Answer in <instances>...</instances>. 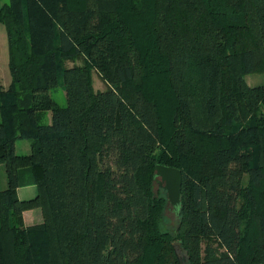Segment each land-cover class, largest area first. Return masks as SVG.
I'll return each instance as SVG.
<instances>
[{
    "label": "trees",
    "instance_id": "16d2710c",
    "mask_svg": "<svg viewBox=\"0 0 264 264\" xmlns=\"http://www.w3.org/2000/svg\"><path fill=\"white\" fill-rule=\"evenodd\" d=\"M0 24V264H264V84L243 79L264 0H0ZM158 163L182 175L174 229Z\"/></svg>",
    "mask_w": 264,
    "mask_h": 264
},
{
    "label": "rangeland",
    "instance_id": "374dc122",
    "mask_svg": "<svg viewBox=\"0 0 264 264\" xmlns=\"http://www.w3.org/2000/svg\"><path fill=\"white\" fill-rule=\"evenodd\" d=\"M74 62L72 61H68L67 65H72ZM76 63H80V60L78 59L76 61ZM243 79H244V83L249 87V88H254V87H261L264 84V74L261 71H253L250 73H246L243 75ZM199 78H194L193 81V86L194 89L199 87V83H198ZM11 81V76H10V72H9V68H8V44H7V38H6V32H5V28L2 24H0V83L2 85H7L9 84ZM91 81L93 84V87L95 89H104L105 87H107L109 84V82L96 70V69H92L91 71ZM260 91V89H259ZM198 94L194 95V102H197L196 109L199 110V102L201 100L200 96V91L197 92ZM50 94L51 96L60 104V105H65L66 103V99H65V93L62 89L61 86H58L56 88H53L50 90ZM258 106L259 108L264 111V99L261 98L258 101ZM25 146H29V141L28 140H17L16 141V150L18 154H24V153H28V150H24L23 148ZM25 172V173H24ZM23 175H22V184L19 186L23 189L21 190H27L26 188L29 185H33L31 183H24L25 181L27 182H31V177L29 178V172L24 171ZM25 174V175H24ZM6 177H5V172H4V165H0V186L3 188L6 185ZM159 178H156V181L154 183V188L155 190H157L159 187H161L158 183ZM36 190V187H33ZM30 195V194H29ZM18 196V193H17ZM27 195H21V198L18 197L21 200H29L34 198L33 197H27ZM26 197V198H23ZM38 211H34V209H38ZM30 210V211H29ZM25 212V213H24ZM164 225L167 226L170 229H174L177 225H178V219L175 216V213L173 212V209L170 205H168V207H166L164 213ZM25 216V217H24ZM26 222H25V221ZM40 221V222H38ZM22 222L24 225H34V224H38L43 222V213L40 207H31V208H25L22 210ZM32 222V223H31ZM175 249L176 252L179 254V256H183V252L180 250V246L175 243Z\"/></svg>",
    "mask_w": 264,
    "mask_h": 264
},
{
    "label": "water",
    "instance_id": "95a60500",
    "mask_svg": "<svg viewBox=\"0 0 264 264\" xmlns=\"http://www.w3.org/2000/svg\"><path fill=\"white\" fill-rule=\"evenodd\" d=\"M154 169L155 176L159 178V185L166 191L168 203L180 214V187L182 181L180 169L159 163L155 165Z\"/></svg>",
    "mask_w": 264,
    "mask_h": 264
},
{
    "label": "crops",
    "instance_id": "0c3cea01",
    "mask_svg": "<svg viewBox=\"0 0 264 264\" xmlns=\"http://www.w3.org/2000/svg\"><path fill=\"white\" fill-rule=\"evenodd\" d=\"M9 84H7V85H3L4 87H7ZM15 146H16V144H15ZM28 147L29 146H25L23 149L24 150H28ZM29 151V150H28ZM6 180V179H5ZM6 186V185H5ZM1 187V186H0ZM33 187H35V186H33V185H29L26 189L27 190H21V189H23V188H21V187H18L17 188V193H18V197H20L21 198V195H27L28 194V198L29 197H33V196H35L36 195V190H35V188H33ZM2 188V187H1ZM4 188V187H3ZM30 194V195H29ZM23 198H26V197H23ZM22 199V198H21ZM39 210V208L38 209H34V211H38ZM30 211V210H29ZM25 213V212H24ZM25 217V216H24ZM25 221V220H24ZM26 222V221H25ZM38 222H40V221H38ZM27 223H29L30 224V222H27ZM27 223H26V225H27ZM32 223V222H31Z\"/></svg>",
    "mask_w": 264,
    "mask_h": 264
}]
</instances>
